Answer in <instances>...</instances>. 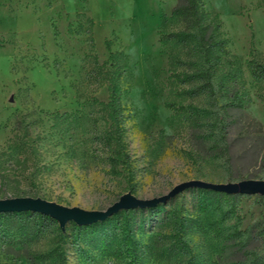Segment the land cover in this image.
I'll use <instances>...</instances> for the list:
<instances>
[{"label":"rangeland","instance_id":"obj_1","mask_svg":"<svg viewBox=\"0 0 264 264\" xmlns=\"http://www.w3.org/2000/svg\"><path fill=\"white\" fill-rule=\"evenodd\" d=\"M177 4L0 0V200L42 199L106 211L126 194L151 200L190 181L264 180V81H254L248 67L251 61L264 65V0H205L228 41L222 75L251 100L231 131V166L198 140L206 129L190 123V108L206 122L207 99L184 95L190 87L177 80L185 72L178 60H187V50L160 42L161 32L183 29L172 18ZM110 51L124 71L122 140L112 147L108 88L92 74L109 67ZM121 147L126 163L114 170L110 159ZM198 202L199 193L187 190L156 210L115 214L87 231L69 223L62 233L57 222L48 223L32 238L0 223V264H61V258L65 264H131L121 252L146 246L155 233H175L176 221L164 223L175 210L205 224L218 217L199 211ZM240 214L247 229L264 216V203L246 196ZM218 248L210 233L189 237V258L201 263H219ZM136 264L167 261L149 252Z\"/></svg>","mask_w":264,"mask_h":264},{"label":"trees","instance_id":"obj_2","mask_svg":"<svg viewBox=\"0 0 264 264\" xmlns=\"http://www.w3.org/2000/svg\"><path fill=\"white\" fill-rule=\"evenodd\" d=\"M177 1L172 18L180 20L183 29L172 33L161 32L160 42H175L187 50V60H178L179 66L185 68V72L177 75V80L181 85L190 87L183 91L184 95L190 98L204 96L207 99V110L203 111L206 122H202L199 111L190 108L194 111L190 123L193 127L206 129L198 135V140L213 157L231 166L233 163L231 131L237 124V114L244 112L250 106L251 100L237 89L230 88L228 76L222 75L223 60L229 54L228 41L221 35V26L215 24L211 14L206 10L205 0ZM108 49L110 50L109 45ZM108 66L107 69L101 68L92 74L96 80L104 81L108 88L109 102L105 107L111 122L108 145L112 147L113 143H120L122 140L123 114L119 83L124 71L119 55L111 51ZM248 67L254 81H264L263 64L251 61ZM260 99L264 101V93ZM171 107L175 112L178 111L174 106ZM126 159L127 155L122 147L116 148L110 159L112 168L118 169L126 163ZM262 178L260 175L252 177L254 180H263ZM243 180L246 179L242 176L237 179L231 177L228 182ZM189 190L199 193V211L203 213L214 211L218 217L205 224L200 218L181 217L175 210L164 221L165 224H173V220L176 221L175 233H155L146 246L128 245L121 255H127L131 259V264L143 262L149 252H154L161 260L165 259L167 264H264V216L249 228L242 229L244 218L240 214V202L246 196L197 188ZM254 197L264 203V197ZM131 211L133 210L117 214L127 215ZM6 222L8 229L22 237L32 238L37 235L36 230L43 227L42 225L56 221L41 214L20 212L1 214L0 223ZM91 227L78 228L87 231ZM193 233H210L214 236L219 244L217 252L219 263H201L196 257L189 258V237ZM61 264H65L64 258H61Z\"/></svg>","mask_w":264,"mask_h":264},{"label":"water","instance_id":"obj_3","mask_svg":"<svg viewBox=\"0 0 264 264\" xmlns=\"http://www.w3.org/2000/svg\"><path fill=\"white\" fill-rule=\"evenodd\" d=\"M192 188L212 190L228 195L264 197V180L249 179L225 184H212L196 180L182 183L168 194L151 200H141L132 194H126L106 211H85L80 208H66L42 199L16 198L0 200V215L20 212L37 213L52 218L59 224L61 230L65 231L69 223H74L78 227L91 226L103 222L121 211L154 208L160 204H165Z\"/></svg>","mask_w":264,"mask_h":264}]
</instances>
